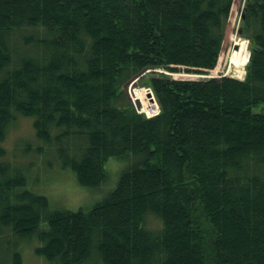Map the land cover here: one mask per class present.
Wrapping results in <instances>:
<instances>
[{"label": "trees", "instance_id": "16d2710c", "mask_svg": "<svg viewBox=\"0 0 264 264\" xmlns=\"http://www.w3.org/2000/svg\"><path fill=\"white\" fill-rule=\"evenodd\" d=\"M234 4L0 0V143L32 119L91 189L109 182L110 158L130 163L91 208L51 209L0 146V237L38 241L47 264H264V0L241 12L245 78L171 76L216 68ZM135 80L157 116L137 111Z\"/></svg>", "mask_w": 264, "mask_h": 264}, {"label": "rangeland", "instance_id": "374dc122", "mask_svg": "<svg viewBox=\"0 0 264 264\" xmlns=\"http://www.w3.org/2000/svg\"><path fill=\"white\" fill-rule=\"evenodd\" d=\"M244 3L245 0H235L229 18V27L223 51L216 68L207 72V74L170 73L173 78L201 79L224 75L238 79L245 77L246 67L243 70H235L233 69L234 67L231 68L230 64L232 55L242 45L246 48L244 52L245 54L247 53V63L250 55V42L245 37H242L239 32ZM133 82L128 87V94L131 99H136V90L144 89L147 86H143L141 82L139 83L136 80ZM136 105L140 109L147 106L138 98L136 99ZM253 110L255 112L264 111V105H258ZM0 146L6 151L4 159L10 163V171L17 170L18 174L23 173L25 175L27 183L23 188L48 197L51 209L77 210L80 208H91L108 194L110 187H112V190L116 186L120 173L130 164L127 159L110 158L106 163V168L109 172L107 185L100 190L83 187L77 182L73 171L63 167L56 146H50L39 140L36 137L32 119L20 115L9 126L5 140L0 143ZM155 223L156 220H153L152 224H150L151 227H155L157 225ZM38 245L39 242L36 240L31 242L18 241L11 232H7L0 237V264H12V255H9L12 250H18L21 253L23 264H47V261L45 262L42 256L35 253V248ZM87 264L100 263L94 255Z\"/></svg>", "mask_w": 264, "mask_h": 264}, {"label": "built area", "instance_id": "2783aa9c", "mask_svg": "<svg viewBox=\"0 0 264 264\" xmlns=\"http://www.w3.org/2000/svg\"><path fill=\"white\" fill-rule=\"evenodd\" d=\"M146 89V90H145ZM145 92H146V95L149 99H151V102L153 105L149 106V107H145L140 109V107H138L136 105V99L135 98H132L133 99V102L136 106V109L139 113L141 114H146L147 117H154V116H157L159 113H160V106L158 104V102L156 101V98L154 96V93L152 91L151 88H144Z\"/></svg>", "mask_w": 264, "mask_h": 264}, {"label": "bare ground", "instance_id": "6f19581e", "mask_svg": "<svg viewBox=\"0 0 264 264\" xmlns=\"http://www.w3.org/2000/svg\"><path fill=\"white\" fill-rule=\"evenodd\" d=\"M245 49L246 48L242 45V47H240V49L238 51L234 52V54L232 55V57L230 59V62L232 64V67H234L233 69H235V70L242 69L243 70L246 67V64H247V58H246L247 53L245 54V52H244ZM241 73H242V71H241Z\"/></svg>", "mask_w": 264, "mask_h": 264}, {"label": "water", "instance_id": "95a60500", "mask_svg": "<svg viewBox=\"0 0 264 264\" xmlns=\"http://www.w3.org/2000/svg\"><path fill=\"white\" fill-rule=\"evenodd\" d=\"M249 57H250V55H249ZM249 57H248V60H249Z\"/></svg>", "mask_w": 264, "mask_h": 264}]
</instances>
